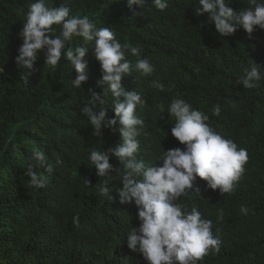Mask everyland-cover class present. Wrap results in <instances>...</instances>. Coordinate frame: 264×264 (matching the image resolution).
I'll list each match as a JSON object with an SVG mask.
<instances>
[{
  "label": "trees",
  "instance_id": "1",
  "mask_svg": "<svg viewBox=\"0 0 264 264\" xmlns=\"http://www.w3.org/2000/svg\"><path fill=\"white\" fill-rule=\"evenodd\" d=\"M33 2L0 0V264H148L127 246L128 231L139 226L138 210L134 202H118L119 173L109 184L113 201L96 186L104 178L96 175L90 153L121 143V137L111 129L97 137L81 113L88 89L102 92L96 87L102 73L91 46L85 57L89 79L82 89L73 86L76 73L63 55L57 68H50L41 54L28 84V70L15 62L22 45L18 33ZM64 2L48 0V6ZM168 4L161 11L148 0L137 16L126 0H70L69 6L70 16L87 15L97 28L110 27L122 45L141 48V57L154 68L149 76L133 72L122 79L126 90L135 89L145 101L136 111L144 120L137 159L162 166L158 159L164 150L184 148L172 136L175 118L167 114L177 98L207 114L214 131L247 150L245 172L233 192L221 195L197 177L177 203L212 220L213 234L220 237V251H210L201 264H264V80L251 90L236 83L253 62L264 65V30L257 27L250 36L241 27L232 36H219L207 13L196 15L198 0ZM230 6L239 11L251 5L232 0ZM53 27L59 34L61 26ZM81 45L82 38L74 37L71 46ZM125 55L135 62L130 52ZM153 81L165 90L153 87ZM104 96L106 104L98 107L114 117V98ZM216 105L219 116L213 114ZM34 148L44 151L54 167L51 174L35 169L48 175L41 189L29 187ZM109 162L122 167L114 157Z\"/></svg>",
  "mask_w": 264,
  "mask_h": 264
},
{
  "label": "clouds",
  "instance_id": "2",
  "mask_svg": "<svg viewBox=\"0 0 264 264\" xmlns=\"http://www.w3.org/2000/svg\"><path fill=\"white\" fill-rule=\"evenodd\" d=\"M196 15L208 14L209 21L214 22L215 33L219 36H232L241 27L251 36L257 29L264 30V0H248L250 7L234 10L232 0H198ZM127 7L133 16L142 15V9L148 0H126ZM158 10L168 8V0H151ZM70 0L57 7L48 6V0H35L29 5L26 19L18 33L22 45L18 48L15 62L19 68L27 69L29 75L35 72V63L41 57L44 65L57 68L62 55L75 70L72 84L82 89V84L89 79L87 75L88 61L85 59L91 52L98 61L102 78L96 87L102 89L98 93L95 88L87 91V103L81 113L88 118L93 133L100 137L105 129L119 133L121 143L103 151H92L90 162L98 177H103V185L97 184L99 194L109 201L115 198L110 195L111 181L119 173L122 187L117 188L118 202L121 205L134 202L138 210V227L128 231L127 246L133 253H140L148 264H201L210 252L220 251V237L212 231L213 222L202 219V214L193 207L190 211L177 201L193 189L197 177L207 182V187L219 190L221 195L235 190L241 180L248 153L231 139L218 134L209 125V116L192 108L184 99H174L167 109V114L175 118L171 128L172 136L184 148L164 150L162 166L156 163L149 166L141 158L137 159L140 142L137 139L144 120L136 114L137 106L145 101L140 93L126 90L122 79L140 72L144 76L153 73L154 68L148 58H142V49L128 43L121 44L116 33L110 27L97 28L89 16H70ZM140 9L136 12L135 9ZM53 25L61 26L59 34ZM74 37L82 38V45L72 47ZM130 52L136 57L135 62L126 58ZM264 80V65L253 62L243 70V75L236 83H242L247 90L259 88ZM107 84V88L103 86ZM152 86L160 91L165 90L163 83L153 81ZM105 93L114 98V117H109ZM220 105L213 108V114L219 116ZM110 157L118 160L122 167L114 168ZM29 187L41 189L46 187L48 175L38 174L35 169L42 168L45 173L54 171L48 163L44 151L34 148L29 157ZM85 183L90 185V180ZM195 192L199 193L197 188ZM241 212L247 208L241 206ZM78 223V217L76 218Z\"/></svg>",
  "mask_w": 264,
  "mask_h": 264
}]
</instances>
